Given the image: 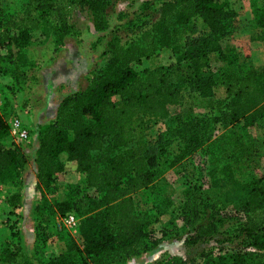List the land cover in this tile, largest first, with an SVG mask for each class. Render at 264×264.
<instances>
[{
    "label": "trees",
    "instance_id": "obj_1",
    "mask_svg": "<svg viewBox=\"0 0 264 264\" xmlns=\"http://www.w3.org/2000/svg\"><path fill=\"white\" fill-rule=\"evenodd\" d=\"M15 1L0 0V75L10 80L5 89L17 91L23 74L36 67L28 53L32 33L52 24L55 42L63 46L77 31V9H86L96 32L104 34L94 46H105L89 83L67 94L56 117L36 131L37 189L53 187L72 163L97 193L58 203L84 217L82 246L46 259L38 242L33 255L46 264H126L156 249L161 242L153 225L159 219L140 211L134 195L152 196L156 211L164 213L166 195L157 182L169 168L203 152L208 180L198 178L185 189L181 209L187 255L164 253L155 264H264V176L243 181L234 168L261 157L259 140L247 128L264 117V67L240 61L234 45H223L240 28L232 0L147 1L112 31L108 10L117 0ZM255 14H264V0ZM257 19L263 34L264 15ZM164 48L172 51V62L143 68L144 59ZM214 55L223 63L218 68L211 67ZM218 86L225 88L224 97L216 96ZM197 99H210L208 112H197ZM160 122L164 129L150 139L149 127ZM8 136L0 110V179L9 176L17 187L29 157L20 145L7 147ZM176 141L180 152L164 166L161 159ZM22 197L13 194L10 205L22 207ZM10 228L19 234L15 223ZM0 253L4 262L21 264V247L4 248L1 237Z\"/></svg>",
    "mask_w": 264,
    "mask_h": 264
},
{
    "label": "rangeland",
    "instance_id": "obj_2",
    "mask_svg": "<svg viewBox=\"0 0 264 264\" xmlns=\"http://www.w3.org/2000/svg\"><path fill=\"white\" fill-rule=\"evenodd\" d=\"M12 1L14 5L18 2ZM147 1L156 5L162 2V0H117L112 2L108 10L111 31L124 25L128 19L133 17L135 12L142 9ZM231 2L233 8L239 13L240 28L232 36L225 38L223 45H234L241 56L240 61L263 68L264 33H260L257 15L259 18L264 14L261 16L255 14V10L257 6H261L262 0H232ZM72 21L76 24L77 31L66 38L63 46L62 44H56L52 24H45L41 30L32 33V43L28 47V53L35 59L36 67L25 73L19 71V73H24L23 75L26 76L21 78L17 91L5 89L4 85L10 80L8 77L0 75V110L6 116L9 136L13 137V145L23 147L29 157L27 171L17 187L14 186L15 182L9 176L0 179V237L4 248L21 247V264L27 261L26 259L31 261L32 264H46L40 254L38 256L33 255L38 242L45 246L46 259L66 253L68 248L81 247L80 226L84 217L78 219L77 225L69 226L65 220L71 212H64L58 203L67 200L70 196L77 198L81 195H97L96 191L87 185L82 175L76 171V167L72 163L67 165L64 172L57 174L53 187L50 189H37L38 168L35 157L39 145L38 140L33 138L27 142H14L15 137L11 128L12 122L19 118V109H24L28 113V121L33 119L35 124L37 120H41L42 123L51 121L56 115V105L60 96L50 98L46 108L44 93L47 86L45 82L49 85L51 82H57L61 85V87H54V95L63 94L65 91L71 94L84 88L89 83L94 68L103 62L104 43L100 42L97 47L94 44L104 34L96 32L89 12L86 9H77ZM173 59L172 51L164 48L155 56L144 59L143 68L169 64ZM221 65L223 63L217 55L211 56L212 68H218ZM216 96H225L223 86L217 87ZM209 100L197 99L196 109L198 113L208 112L211 103ZM42 110L47 113L46 116L42 114ZM24 125L36 131L29 124L24 123ZM164 127L161 122L151 125L148 131L149 138L155 140L159 130L164 129ZM247 131L250 136L259 140L258 149L261 151V157L256 160L255 164L250 166L238 165L234 167L236 175L243 181L252 178V175L264 176V117L250 125ZM220 132L221 130L218 133ZM180 146V142L176 141L168 147L167 154L161 159L162 163L166 161L163 164L164 166L169 165L172 158L180 152ZM208 169H210V164L203 152H198L191 158L169 168L162 179L157 182L156 187L166 195L160 207L164 206L163 208L166 209L164 213L156 211L157 205L150 202L152 196H147L143 192L134 195L137 208L140 211L148 210L158 217V222L153 225V233L160 239L161 243L159 247L150 251L151 254H154L152 257L145 253L133 257L126 264H155L152 260L157 255H162V253L187 255L183 239H181L183 235L181 209L184 202V191L198 178L202 177L203 182H207ZM28 185L33 187L35 185L36 192H34V189L32 190V193H35V196L32 197L33 201L25 205L24 189ZM15 193H21L23 196L21 198L22 207L17 209L11 206L9 202ZM39 204L41 209L35 210V207ZM13 223L17 225L19 230V234L16 236L12 234L10 228ZM162 244H166V246H161ZM3 259L4 254L0 253V264H8ZM81 263L80 261L78 264Z\"/></svg>",
    "mask_w": 264,
    "mask_h": 264
},
{
    "label": "crops",
    "instance_id": "obj_3",
    "mask_svg": "<svg viewBox=\"0 0 264 264\" xmlns=\"http://www.w3.org/2000/svg\"><path fill=\"white\" fill-rule=\"evenodd\" d=\"M5 77V76H4ZM45 84H46V86H47V90H46V92L44 93V101L46 102V108H47V104H48V102H49V100H50V98L51 99H53V96H57V95H59L60 96V99H58V103H57V105H56V110H58V107H59V104L61 103V101L63 100V98L65 97V96H67V92L65 91L63 94H56V95H54V91H55V89H54V87H57V86H59V87H61V85H59V83H53V82H51L50 83V85H49V83H46L45 82ZM52 84H55V85H53L52 86ZM57 89V88H56ZM45 107V106H44ZM45 109V108H44ZM55 110V111H56ZM42 114H44V116H46L47 115V113H45V111L44 110H42ZM56 115H57V112H56ZM56 115H55V117H56ZM18 116H19V118H21L22 119V121L24 122V123H26V124H29L31 127H32V129H36V131H37V127L39 126V124L40 123H42V121L40 120H37V122H36V124L35 123H33V119H30V121H28V113L24 110V109H19L18 110ZM55 117H53V119L55 118ZM43 124V123H42ZM36 125V126H35ZM34 132H36L35 130H33ZM37 138H35V140H36ZM14 142H16L15 140H14ZM5 144H6V146L7 147H13L14 145H13V137L12 136H8V138L5 140ZM33 186H26L25 187V189H24V203H25V205L28 203V202H31L32 203V201H33V199H32V197L33 196H35V193H32L33 191V189L35 190V185H34V187L32 188ZM34 192H36V190L34 191ZM161 246H166V244H162ZM167 248H169L168 246H167ZM147 254H148V256L150 255L151 257H152V255H154L153 253L151 254V252H150V254H149V252H147ZM158 254V253H157ZM160 254V253H159ZM163 254V253H162ZM161 255H157L156 257H155V259H153L152 260V262L154 263V262H156V260L157 259H159V257H160Z\"/></svg>",
    "mask_w": 264,
    "mask_h": 264
},
{
    "label": "built area",
    "instance_id": "obj_4",
    "mask_svg": "<svg viewBox=\"0 0 264 264\" xmlns=\"http://www.w3.org/2000/svg\"><path fill=\"white\" fill-rule=\"evenodd\" d=\"M12 133L15 137L16 142H27L31 141L33 138H37V133L33 130L29 129L26 125H24L21 118H16L11 125ZM0 194H1V187H0ZM66 223L73 227L77 225L78 218L75 214H69L66 217Z\"/></svg>",
    "mask_w": 264,
    "mask_h": 264
}]
</instances>
